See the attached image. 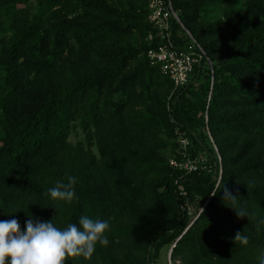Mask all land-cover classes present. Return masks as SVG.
<instances>
[{"label":"trees","instance_id":"1","mask_svg":"<svg viewBox=\"0 0 264 264\" xmlns=\"http://www.w3.org/2000/svg\"><path fill=\"white\" fill-rule=\"evenodd\" d=\"M169 1L203 51L178 87L146 58L150 0H0V220L110 223L65 264L264 262V0ZM68 175L71 203L46 195Z\"/></svg>","mask_w":264,"mask_h":264},{"label":"clouds","instance_id":"2","mask_svg":"<svg viewBox=\"0 0 264 264\" xmlns=\"http://www.w3.org/2000/svg\"><path fill=\"white\" fill-rule=\"evenodd\" d=\"M65 180H57L46 195L51 199L71 203L76 197L77 178L68 175ZM217 198V197H214ZM221 206L225 201L235 204L237 194L224 186L218 197ZM201 214L206 210L200 209ZM237 218L245 215L242 210L233 208ZM54 218V217H53ZM110 229L108 220L93 219L87 215L77 223L57 227L50 220H36L29 217L23 227L18 219L0 220V264H65L66 257L90 259L97 242L107 246L106 232ZM234 242L247 245L248 237L236 232L231 238ZM264 264V262H262Z\"/></svg>","mask_w":264,"mask_h":264},{"label":"built area","instance_id":"3","mask_svg":"<svg viewBox=\"0 0 264 264\" xmlns=\"http://www.w3.org/2000/svg\"><path fill=\"white\" fill-rule=\"evenodd\" d=\"M148 9V21L156 31L155 37L149 35L148 39H158V45L147 50L146 58L149 64L157 67L162 75L173 82L175 87L184 85L188 81L194 66L199 62V55L195 50L197 49L201 53L203 51L193 39L194 45L189 46L186 51L174 46L171 41V20L174 19L187 36L190 37V35L182 25L177 13L174 12L169 0L167 2L164 0H150ZM181 143L187 144L185 139H182ZM169 162L170 165L179 169H193V166L188 161L179 163L171 159Z\"/></svg>","mask_w":264,"mask_h":264},{"label":"rangeland","instance_id":"4","mask_svg":"<svg viewBox=\"0 0 264 264\" xmlns=\"http://www.w3.org/2000/svg\"><path fill=\"white\" fill-rule=\"evenodd\" d=\"M115 242H117V240H115ZM138 243L140 244L142 242L139 241L138 239H136L134 244H138ZM97 245H99L98 242H97L96 246ZM118 246L119 245L112 247L113 254L118 252ZM119 254H120V256L122 258L133 259L134 263H137V264H138L139 260H141L139 258L140 253H138V252L135 253L132 250H130L129 248H127V250H125V251H119ZM152 264H172V260H171V257H170V249H168V247L167 248L164 247V250L160 251L158 258Z\"/></svg>","mask_w":264,"mask_h":264}]
</instances>
